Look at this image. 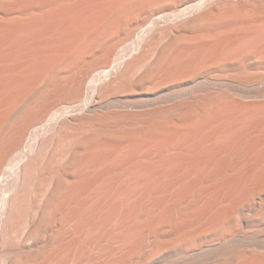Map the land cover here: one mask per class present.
<instances>
[{"label":"bare ground","instance_id":"6f19581e","mask_svg":"<svg viewBox=\"0 0 264 264\" xmlns=\"http://www.w3.org/2000/svg\"><path fill=\"white\" fill-rule=\"evenodd\" d=\"M0 264H264V0H0Z\"/></svg>","mask_w":264,"mask_h":264}]
</instances>
